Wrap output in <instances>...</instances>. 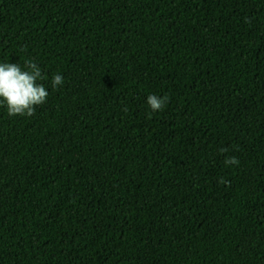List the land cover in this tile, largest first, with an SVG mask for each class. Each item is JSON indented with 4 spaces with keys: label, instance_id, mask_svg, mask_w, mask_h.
Here are the masks:
<instances>
[{
    "label": "trees",
    "instance_id": "trees-1",
    "mask_svg": "<svg viewBox=\"0 0 264 264\" xmlns=\"http://www.w3.org/2000/svg\"><path fill=\"white\" fill-rule=\"evenodd\" d=\"M28 60L0 264H264V0H0V63Z\"/></svg>",
    "mask_w": 264,
    "mask_h": 264
},
{
    "label": "clouds",
    "instance_id": "clouds-1",
    "mask_svg": "<svg viewBox=\"0 0 264 264\" xmlns=\"http://www.w3.org/2000/svg\"><path fill=\"white\" fill-rule=\"evenodd\" d=\"M47 79L38 64L28 60L22 69L17 63H0V104L6 105L9 116H28L35 114L36 107L44 104L49 95L47 88L41 81ZM64 83L61 75H54L52 87L56 88ZM169 97L149 95L147 104L153 112L163 111ZM227 151V149H222ZM225 165H238L235 157L226 158ZM219 183H227L221 179Z\"/></svg>",
    "mask_w": 264,
    "mask_h": 264
}]
</instances>
